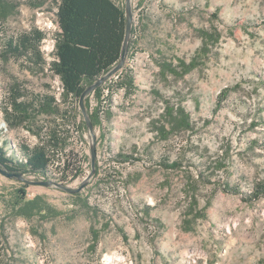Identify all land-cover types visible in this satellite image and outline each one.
I'll list each match as a JSON object with an SVG mask.
<instances>
[{
	"label": "rangeland",
	"instance_id": "1",
	"mask_svg": "<svg viewBox=\"0 0 264 264\" xmlns=\"http://www.w3.org/2000/svg\"><path fill=\"white\" fill-rule=\"evenodd\" d=\"M58 1L0 0V142L9 153L36 146L39 126L52 123L42 112L25 124L7 120L12 88L28 99L54 95L67 108L48 64L9 46L37 29L53 60ZM115 1L126 10L127 0ZM140 2L124 65L134 89L112 90L107 119L94 125L89 179L92 135L81 109L70 115L76 129L65 149L84 161L63 183L87 185L71 193L35 183L60 181L54 169L24 179L0 172V264H264V190L253 189L264 182V0ZM85 102L93 112V93Z\"/></svg>",
	"mask_w": 264,
	"mask_h": 264
},
{
	"label": "trees",
	"instance_id": "2",
	"mask_svg": "<svg viewBox=\"0 0 264 264\" xmlns=\"http://www.w3.org/2000/svg\"><path fill=\"white\" fill-rule=\"evenodd\" d=\"M57 16L60 30L54 33L53 60L47 61L43 57L40 45L46 34L37 29L24 34L18 41L11 40L9 46L32 63L41 67L48 64L62 80V96L67 108H60L54 95L35 94L28 99L19 86L12 88L9 105L5 108L7 120L14 125L25 124L33 114L42 112L52 116V123L39 126L37 134L40 142L34 147L23 145L20 150L9 153L6 144L0 142V166L11 172L40 174L43 177H50V169H54L53 174L57 176L54 178L63 183L79 176L84 161L74 150L65 149L68 138L74 137L70 131L76 129V123L71 122L70 115L72 111L76 114L81 109L79 102L85 89L119 62L126 35L127 16L126 10L115 0H59ZM139 32L138 26H134L133 34ZM135 42L132 39L127 57ZM110 81V84L106 81L93 92L97 100V106L90 113L94 125L99 119H107L112 90L117 88L130 93L134 89L135 75L131 68L124 66ZM229 90L225 88L219 94L218 107L227 98ZM87 107L90 110L88 103ZM173 110L169 108L168 111ZM177 113L183 129H191L187 111L180 107ZM73 118L76 119L74 115ZM129 157L120 155L119 159L127 161ZM178 160H174L170 166H178ZM223 167L222 164L218 165V169ZM253 189L254 195L258 196L264 190V182L255 184Z\"/></svg>",
	"mask_w": 264,
	"mask_h": 264
},
{
	"label": "water",
	"instance_id": "3",
	"mask_svg": "<svg viewBox=\"0 0 264 264\" xmlns=\"http://www.w3.org/2000/svg\"><path fill=\"white\" fill-rule=\"evenodd\" d=\"M126 16H127L126 35H125V40H124V45H123V52H122V55H121L119 62L110 71H108L100 79H98L95 83L88 86L80 97V102H79L80 108H81V110H82V112L86 118L87 126H88V128L91 132V135H92V139H91V143H90L91 155H92V160H91L92 173L89 175L88 179L91 178L96 172L97 136L95 134L94 124H93L91 115L88 111V108L86 106L85 100L90 94H92L96 90V88L102 86L108 78L117 74L125 65L127 53H128L129 46H130L131 41H132V35H133V25H134L133 0H127ZM0 172L3 173L4 175L8 176V177H16L19 179H24V176H25L24 173L11 172V171H9L6 168H3L1 166H0ZM88 179L85 180L84 182H82V184L77 188H72V187H70L64 183H61V182H58V181H55L52 179H48V180H44V181H38L35 183H40V184L47 185V186L56 185V186L61 187V188L65 189L71 193H78L87 185Z\"/></svg>",
	"mask_w": 264,
	"mask_h": 264
},
{
	"label": "built area",
	"instance_id": "4",
	"mask_svg": "<svg viewBox=\"0 0 264 264\" xmlns=\"http://www.w3.org/2000/svg\"><path fill=\"white\" fill-rule=\"evenodd\" d=\"M2 143V142H1Z\"/></svg>",
	"mask_w": 264,
	"mask_h": 264
}]
</instances>
